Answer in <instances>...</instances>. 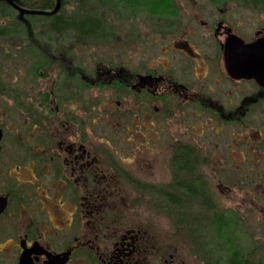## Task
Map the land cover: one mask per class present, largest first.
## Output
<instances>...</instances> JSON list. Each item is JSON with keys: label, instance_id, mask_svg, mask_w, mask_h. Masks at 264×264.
<instances>
[{"label": "flooded vegetation", "instance_id": "flooded-vegetation-1", "mask_svg": "<svg viewBox=\"0 0 264 264\" xmlns=\"http://www.w3.org/2000/svg\"><path fill=\"white\" fill-rule=\"evenodd\" d=\"M60 1L55 13L46 14L43 11L53 10L57 0H0L3 8L19 15L17 23L12 21L0 30V38L6 37L9 45L20 38L25 46L19 51H0L1 79L17 81L23 71L21 59L28 64L23 66L32 78L18 85L20 91L15 86L7 88L6 83L3 88L14 105L6 109V122L0 118V264H167L163 247L154 256L156 237L147 224L129 222L138 220L124 218L114 200L116 172L122 173V169L140 194L142 189L155 191V182L131 178L126 160L121 158L123 165L109 153L103 136L93 139L90 125L124 126L127 141L133 144V157L146 168L148 160L162 150L161 140L166 137V146L171 150L175 146L171 155L175 180L171 184L177 181L176 171L212 166L220 171V187L226 193L233 187L225 175L246 171L238 178L254 185L252 206L262 217L264 78L233 75L226 51L229 44L235 49L231 51L234 57L232 53L241 50V40L251 43L263 38L264 26L258 27L255 20L235 10L229 14L233 7L227 9L228 14L205 17L196 11L195 17L187 18L179 4L169 3L161 6L164 13L148 12L153 35L137 48L140 58L131 53L124 60L101 64L99 59L87 58L85 44L97 45L106 37L76 38L74 32H67L72 33L69 36L51 31L40 33V40L29 31L34 19L48 29L47 17L60 14L70 2ZM240 2L210 3L222 12V5L239 8ZM98 3V9L106 7ZM129 11L134 14L140 9L132 6ZM93 12L88 15L103 20L107 14L106 10ZM243 28L253 36L246 35ZM128 51L132 52L131 47ZM7 64L15 69L18 64L19 70L10 65L6 68ZM44 73L48 74L46 85L38 83ZM108 87L112 94L105 95ZM91 90L96 97L89 96ZM114 110L120 113L109 119ZM14 113L20 114L23 124H15ZM186 117L192 119L189 124ZM174 125L185 141L173 146ZM207 144L212 148L206 153ZM183 151L191 152L186 157L191 158V165H182ZM201 179L209 190L201 197L204 208L224 215L228 209L214 200ZM153 194L158 205L171 209L178 218L179 208L161 201L164 198L159 192ZM240 221L234 224L239 226Z\"/></svg>", "mask_w": 264, "mask_h": 264}, {"label": "rangeland", "instance_id": "rangeland-1", "mask_svg": "<svg viewBox=\"0 0 264 264\" xmlns=\"http://www.w3.org/2000/svg\"><path fill=\"white\" fill-rule=\"evenodd\" d=\"M211 1L171 0L170 3L179 4L182 13L188 14L185 16L187 18L195 17L196 11H200L201 13L199 15L205 17L228 14L227 9L230 10L233 7L229 14H232V11L235 10L234 13L240 14L241 16L245 15L252 21L255 20L254 22H257L258 27L264 26V11L260 9L252 8L241 2L239 8L235 4L226 3V6L225 4L222 5L224 11L221 12L218 7L210 3ZM82 2V7H79ZM99 6L98 0H70L63 9L66 14L73 13L79 14L80 16L82 14L84 16L88 15L90 14L89 12L93 11V13L107 11V14L103 17L108 25V30L105 35L106 39L99 41L97 45L85 44L87 45L85 48L87 58L89 60L99 59L101 64H106V61L109 60L114 61L116 58L124 60L131 53L137 59L140 58L138 55L136 56L137 48H139L142 41H146L148 37L153 35L147 23V20H149L147 19L148 10L133 14L129 11L132 5L127 1L114 6L106 5L105 8L98 9ZM234 7L236 8L234 9ZM9 11V9L3 8V5H0V30L3 27L6 28L7 24L12 21L16 23L19 21V15L17 16L15 13ZM122 11L126 14L125 16H122ZM180 16L183 17V15ZM30 22L31 26L29 27V31L38 35L40 40H43V36L40 33H49L46 24L40 20L36 21V19L30 20ZM19 29L18 27L17 32H19ZM246 30H244L246 35L252 37L253 32ZM5 39L6 37L0 38V51L9 52L25 49L24 41L20 40V38L16 40L17 42L15 44L13 43L14 45H9ZM66 45L72 44L67 42ZM129 47H131L132 52L128 51ZM21 61L20 67L23 71L18 74L17 81L11 79V81L4 82V79H1L4 71L0 68V118L4 122L8 119L6 109L14 105V101L3 90L4 84L6 83L9 89L15 86L14 88L20 91L19 86L23 85V82H28L32 79L28 74L27 67L23 66H28V64L24 63L22 59ZM8 66L12 70H16V72L19 70L17 69L19 67L18 64L15 65L16 69L11 64H7L6 68ZM44 71L49 73L47 69H44ZM47 75L44 73L42 78H39L38 83L44 82V85H46L48 80ZM105 91V95H108L109 93L112 94L113 90L108 87ZM94 93L95 91L91 90L89 96L96 97ZM117 113L119 114L120 112L117 110L113 114H110L109 119L114 118ZM14 115L16 116L14 121L17 126L24 123L19 113H14ZM191 121V118L186 117V124H189ZM99 126L94 127L90 125L92 138L98 140L99 137L103 136L104 139L108 140L106 147L109 149V153H113L123 165L124 161L121 158L126 160V170L131 178L135 177L143 182H155L156 186L160 188H170V184L175 180L173 168L171 167V155L175 151L174 144L178 141H185V138L179 135L180 131L176 130V125H174L171 134L172 145L174 146L173 150H171L170 146H166L167 138L163 137L161 140L162 150L157 152L156 157L148 160L147 168L136 157H133V144L127 141V130L124 126L117 127V125H108L106 128L101 125ZM207 145L205 149L206 153L211 151L212 148L211 145ZM5 147L7 148V144ZM245 172H240V174L230 172L225 175L227 177L225 181L233 188L229 192L223 193V189L220 187L221 176H219L220 171L218 169L209 166L207 169H199L197 171L203 177L204 181H206L208 187H210L214 200L216 202L219 201L220 205L226 207L228 211L224 215H217V212L213 209L204 208L201 196L194 197L189 195L186 198L183 197L182 200H186V203L185 205H181V208L183 210L186 209L185 211L188 213L197 215L199 218L197 222L192 223V226L186 221L184 222L179 219V217L176 218L171 209H164V207L158 205L153 192L142 189L141 195L140 192L136 191V188L129 181L128 176L123 173V169L122 173L119 171L116 172L118 177L115 180L116 189H113L115 192L114 200L115 203H118L123 213H125L124 218L138 220L135 222L131 220L129 222L135 224L141 220L147 224L149 233L151 235L154 234L156 237L152 243L153 248H155L154 256L158 257V253L164 248L167 264H234V258H237L238 262L241 261L240 264H264V213L261 217L252 206L253 202L250 194L255 191L254 185L248 183L244 178H238L239 175H243ZM173 192L174 194L179 193L181 195L177 189L173 190ZM157 197L160 198L161 196L158 195ZM261 199L264 202V196ZM139 201L142 202L140 203ZM161 201L167 200L161 199ZM239 219H241L239 226H236L234 223L239 221ZM192 227H194L196 232L191 231ZM160 246L163 248H159Z\"/></svg>", "mask_w": 264, "mask_h": 264}, {"label": "trees", "instance_id": "trees-1", "mask_svg": "<svg viewBox=\"0 0 264 264\" xmlns=\"http://www.w3.org/2000/svg\"><path fill=\"white\" fill-rule=\"evenodd\" d=\"M104 5H109L110 3H114L115 0H99ZM242 3H245L252 8H257L262 11H264V0H240ZM132 6L138 7L141 11L148 12H161L164 13V9H161V6H167L171 0H127ZM63 13L65 11L62 10ZM62 12L60 14L50 15V17H47V23L49 25V32L53 31L56 33H60L62 35H69L71 36L72 33L67 32H74V36L76 38H88V39H94V38H102L105 37L108 25L106 23V20H103L99 17H96L95 15H83L82 16H76L75 14L71 16L62 15ZM191 152L186 154V151L182 153L181 163L183 166L191 165L192 160L191 158L186 159L187 156L191 157ZM198 171V170H197ZM195 170H186V171H176V178L177 181L175 184H171L170 188H160L158 186H153L154 190L153 192H159L160 195L164 198V200H167V205L170 206L172 209H178L179 212V219L182 221H186L190 226H192V223H195L198 221V216L194 215L192 213H188L183 208H181V205H185L186 200H182V198H186L187 196H194L197 197L203 196L206 193L209 192V190L205 187V183L202 181L201 177ZM147 188V186H144ZM152 188V189H153ZM180 191L181 195L179 193L174 194L173 190ZM193 232H196L194 230V227H192ZM199 231V230H198ZM240 261V260H239ZM232 262V261H231ZM243 262V261H242ZM234 264H240V262L237 261V258L233 259Z\"/></svg>", "mask_w": 264, "mask_h": 264}, {"label": "water", "instance_id": "water-1", "mask_svg": "<svg viewBox=\"0 0 264 264\" xmlns=\"http://www.w3.org/2000/svg\"><path fill=\"white\" fill-rule=\"evenodd\" d=\"M11 1V0H10ZM56 7L50 12L43 11L46 14L55 13L60 7V0H57ZM32 11L33 10H25ZM231 51H235L227 45L226 58L228 67L233 75H241L262 79L264 78V37L255 42L243 43L241 40V50L237 49V53H232L234 57H231ZM240 72V74H238ZM2 129L0 127V140L2 138ZM1 148V144H0ZM4 206V205H2ZM1 207V206H0ZM2 208H0L1 211Z\"/></svg>", "mask_w": 264, "mask_h": 264}]
</instances>
